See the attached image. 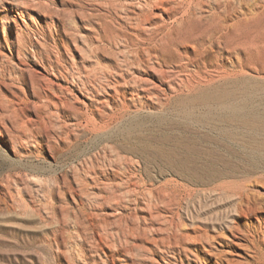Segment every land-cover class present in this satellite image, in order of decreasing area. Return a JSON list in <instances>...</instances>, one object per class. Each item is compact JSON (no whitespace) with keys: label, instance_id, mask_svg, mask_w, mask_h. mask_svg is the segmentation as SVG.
I'll use <instances>...</instances> for the list:
<instances>
[{"label":"rangeland","instance_id":"374dc122","mask_svg":"<svg viewBox=\"0 0 264 264\" xmlns=\"http://www.w3.org/2000/svg\"><path fill=\"white\" fill-rule=\"evenodd\" d=\"M160 2L0 0V264H264V0Z\"/></svg>","mask_w":264,"mask_h":264},{"label":"bare ground","instance_id":"6f19581e","mask_svg":"<svg viewBox=\"0 0 264 264\" xmlns=\"http://www.w3.org/2000/svg\"><path fill=\"white\" fill-rule=\"evenodd\" d=\"M151 1V0H149ZM161 0H154V3L152 4V6H156L158 5V3ZM149 5V4H148ZM168 10V9H167ZM190 8L187 7L184 11H189ZM185 12V13H186ZM149 14V13H148ZM151 14V13H150ZM142 17L144 14H141ZM146 17V15H144ZM223 16L217 15V17L215 19H217V27H216V32H219L221 30H223V28L226 27V21L223 18ZM147 19V18H146ZM143 21V19H142ZM226 24V25H225ZM229 27V26H227ZM225 30V29H224ZM219 34V33H218ZM212 36V35H211ZM219 37L222 38H226L227 37V32H222L221 35ZM223 39V40H224ZM203 40V39H202ZM198 41V40H197ZM208 42V41H207ZM220 42V41H219ZM224 44V43H223ZM225 45V44H224ZM238 46V45H237ZM236 45L231 46V49L233 50V52L237 49ZM193 48V57L191 62H193L194 64V68L192 70H188L186 75L184 74L185 79H182L181 82H186V84L189 81V78L193 77L194 80L195 78H202L206 81H208L209 83H212L213 81L219 80V79H223L225 77H227L228 75H234L235 73L228 72V70H226L225 68L222 67V65L218 62L215 61V63H212L211 60L208 59V56L210 55V51L206 49V46H204V42H202L200 40V42H195L192 45ZM237 55H234L233 58H231L230 64L231 67H236L238 66V53H236ZM214 57V56H213ZM215 58V57H214ZM216 60V58H215ZM214 61V60H213ZM237 69V68H236ZM233 70V69H232ZM238 70V69H237ZM236 70V71H237ZM237 74V73H236ZM158 76V75H157ZM159 77V76H158ZM183 77V76H182ZM165 78V77H164ZM192 78V79H193ZM180 79V78H179ZM200 79V80H202ZM165 80V79H164ZM171 80V79H170ZM184 80V81H183ZM203 80V81H204ZM145 81V80H144ZM168 81V80H167ZM173 81V80H172ZM155 82V81H154ZM161 82V81H160ZM163 82V81H162ZM177 82V81H176ZM149 83V82H148ZM152 83V82H151ZM196 83V82H195ZM145 84V83H144ZM171 84V83H170ZM177 84V83H176ZM182 84V83H181ZM200 84V83H199ZM148 85V84H147ZM177 86V85H176ZM168 87V86H167ZM171 87V86H170ZM173 87V86H172ZM147 89V88H146ZM171 89V88H170ZM109 94V93H108ZM113 95V94H112ZM156 95V94H155ZM94 99V98H93ZM96 99V98H95ZM107 101V100H105ZM101 105V104H100ZM99 106V105H98ZM100 107V106H99ZM102 107V106H101ZM100 109V108H99ZM100 112V111H99ZM138 225V224H137ZM125 226V225H124ZM128 227V226H127ZM138 229V228H137ZM131 230V229H130ZM133 230V229H132ZM136 231V229H135ZM126 236V235H125ZM124 237V236H123ZM127 237V236H126ZM110 238V237H109ZM107 239V238H106ZM123 239V238H122ZM120 241V240H118ZM111 243V242H110ZM109 243V244H110ZM126 243V242H125ZM111 245V244H110ZM122 245V244H121ZM114 249H116V247H114ZM121 259V258H120Z\"/></svg>","mask_w":264,"mask_h":264}]
</instances>
